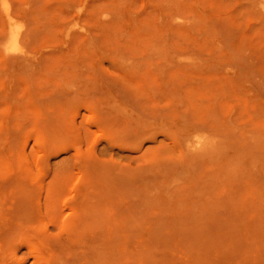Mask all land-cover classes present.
<instances>
[{"label": "rangeland", "instance_id": "1", "mask_svg": "<svg viewBox=\"0 0 264 264\" xmlns=\"http://www.w3.org/2000/svg\"><path fill=\"white\" fill-rule=\"evenodd\" d=\"M6 1L0 264H264V0Z\"/></svg>", "mask_w": 264, "mask_h": 264}, {"label": "bare ground", "instance_id": "2", "mask_svg": "<svg viewBox=\"0 0 264 264\" xmlns=\"http://www.w3.org/2000/svg\"><path fill=\"white\" fill-rule=\"evenodd\" d=\"M0 4H1V10L3 9V12H4V19H5V22H6V24H5V26L7 25V28H5V31H6V36H4V37H6V40H7V48H9V49H16L17 50V47H18V49H19V46H22L23 45V43H21L20 44V42L21 41H23V40H21L20 42H19V40H20V32H19V30H18V21H17V18H16V15L14 14V12H12L11 11V9L10 8H12L11 6H10V4L6 1V0H0ZM262 5V4H261ZM264 6V5H263ZM261 8H263V7H261ZM183 24V23H182ZM182 24H181V26H182ZM20 25H21V23H20ZM183 26H184V24H183ZM23 31H25L24 29H23ZM22 31V32H23ZM24 34L26 33V32H23ZM81 34V33H80ZM83 34V33H82ZM87 35V34H86ZM89 35V34H88ZM88 35H87V37H88ZM22 36H23V34H22ZM25 37H26V34H25ZM22 39H24L23 37H22ZM88 39H90V38H86V40H88ZM90 41V40H89ZM4 43V42H3ZM20 44V45H19ZM5 47H6V44H5ZM22 48L24 49V46H22ZM6 50V49H5ZM4 50V51H5ZM19 50H21V49H19ZM23 51V50H22ZM5 52H8V51H5ZM8 53H10V52H8ZM17 54V53H16ZM24 55H25V52L23 53ZM23 55V56H24ZM18 56V58H19V56H21L22 57V59H24L23 58V56L21 55V52H20V54L19 55H17ZM21 57H20V59H21ZM11 62V61H10ZM8 64H9V62H8ZM28 89V88H27ZM31 90V89H30ZM95 91H97V93H99V92H101V91H99V90H96V89H94ZM99 91V92H98ZM24 93H26V91L24 92ZM32 93H34V92H32ZM31 93V95H32V97H34V95H38V94H32ZM36 93V92H35ZM29 94V92L27 91V96H29L28 95ZM40 95V94H39ZM24 96V95H23ZM25 97V96H24ZM26 98V97H25ZM38 97H36V98H33V99H35V101H37V100H39V98L37 99ZM43 98V97H42ZM27 99H29V100H31L30 99V96L29 97H27ZM37 99V100H36ZM41 99V98H40ZM35 101H33V102H35ZM37 103V102H36ZM45 103V102H44ZM33 104V103H32ZM202 136H204V135H202ZM202 136H196V138H193V139H191V140H189V141H187V143L185 144V146L183 147L182 145V149H184L185 151H187V152H200V151H202V149H204V148H207L206 146H207V142L205 141V138H203ZM179 145H180V141H179ZM205 150V149H204ZM81 216V215H80ZM79 216V217H80ZM78 216L76 217V219H75V221H76V224H78L77 222H79V223H81L84 219V217H80L79 218ZM77 218H79V219H77ZM79 220V221H78ZM80 220H81V222H80Z\"/></svg>", "mask_w": 264, "mask_h": 264}]
</instances>
